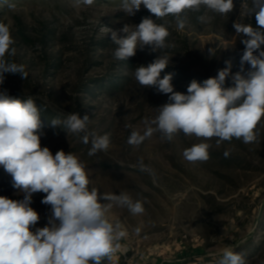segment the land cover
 <instances>
[{"label": "rangeland", "instance_id": "374dc122", "mask_svg": "<svg viewBox=\"0 0 264 264\" xmlns=\"http://www.w3.org/2000/svg\"><path fill=\"white\" fill-rule=\"evenodd\" d=\"M120 2L95 0L86 6L77 0H0V22L10 26L15 40L16 54L9 59L25 65L28 72L24 80L6 73L0 90L41 100L65 117L72 112L87 114L90 130L110 136L106 152L89 156L91 144H84L81 136L48 127L43 129L41 146L53 154L63 150L77 155L86 164L90 187L100 194L127 193L144 203L142 215L116 205L111 209L109 219L128 232L112 264H217L226 248L242 254L246 264H264V119L257 126V142L233 139L217 146L215 138L208 141L212 147L205 162L183 158V151L200 141L182 133L167 142L154 132L139 146L129 145L131 132L143 134L145 121L156 117V108L168 102V95L140 86L134 71L123 66L126 60L114 57L117 46L109 29L138 25L144 17L156 19L143 6L127 16L118 10ZM234 3L228 17L210 14L213 19L206 25L197 19L202 13H187L182 31L168 18L166 42L172 47L163 52L172 58L165 70L173 73L192 59L195 75L173 78L176 91L186 94L193 79L200 82L216 76L227 60L232 62L233 74L240 71L245 46L233 28L240 18V0ZM240 19L255 25L254 17ZM101 39L108 40L105 47L99 46ZM184 42L191 58L173 51L174 44ZM210 48L216 49L214 56ZM158 55L146 47L128 59H135L138 67ZM249 67L245 64V71ZM110 75L130 79L115 92L101 88L86 92L84 85L92 87L94 80ZM225 86H231L230 78ZM140 160L151 171H141ZM0 171V196L23 199L11 176L2 167ZM43 196L32 197L31 206L40 215L36 227L46 226L51 214L50 205L41 203Z\"/></svg>", "mask_w": 264, "mask_h": 264}, {"label": "clouds", "instance_id": "9594fccd", "mask_svg": "<svg viewBox=\"0 0 264 264\" xmlns=\"http://www.w3.org/2000/svg\"><path fill=\"white\" fill-rule=\"evenodd\" d=\"M94 3L77 0V4L86 6ZM142 6L156 19L144 17L138 25L109 29L111 41L117 46L114 57L128 60L146 47L159 52L146 66L136 67L133 77L143 88L168 95V102L156 108L154 119L145 121L143 134L132 131L127 143L139 146L154 132L167 142L181 133L194 136L200 142L186 148L182 156L196 163L209 159L212 145L208 141L213 138L217 146L233 139L245 144L257 142V126L264 119V0H240V18H255V26L240 18L233 23L235 34L242 37L245 46L240 71L233 74L232 62L227 60L216 76L202 83L193 79L186 94L174 89L172 73L161 78L172 58L163 52L172 47L166 42L170 35L168 18L182 31L188 23L187 13H202L197 19L206 25L213 19L210 14L228 17L236 6L234 0H121L118 10L134 16ZM14 44L10 26L0 22V85L6 73L19 74L23 80L28 77L25 65L9 59L16 54ZM215 53V48L209 49L210 55ZM245 64L250 66L247 71ZM229 78L231 86H225ZM49 123L52 127L62 125L66 133L90 143L89 156L106 152L110 146L108 134L90 130L87 114L81 117L72 112L63 120L54 118ZM43 128L41 109L31 97L22 100L0 90V167L11 176L13 188L23 194V199L17 200L0 196V264H112L128 232L120 222L109 219L111 209L116 205L132 215H142L144 203L134 201L127 193L100 194L90 187L86 164L77 155L63 150L53 154L41 146ZM139 167L151 171L143 160ZM36 193H43L41 203L51 207L44 227H36L40 215L31 206ZM217 264H246V260L226 248Z\"/></svg>", "mask_w": 264, "mask_h": 264}, {"label": "trees", "instance_id": "16d2710c", "mask_svg": "<svg viewBox=\"0 0 264 264\" xmlns=\"http://www.w3.org/2000/svg\"><path fill=\"white\" fill-rule=\"evenodd\" d=\"M168 38H167V40H169ZM107 41L108 40H106V39H101L98 42V44H99V46L105 47L104 43H106ZM185 49H186L185 42L184 43H178V44L176 43V44H174V50L173 51L177 54H180L183 52L186 55V57H189L190 55H187L185 53L186 52ZM189 58H191V57H189ZM149 63L144 62L142 65L146 66ZM192 63H193V60L190 59L188 65L182 66L179 70L174 71L172 73L173 78H175L177 76L186 77V78L194 77L195 75L191 73L192 65H193ZM123 66L125 67L126 71L128 70L129 72H133L135 70V68L137 67L136 60L135 59H128V60L124 61ZM168 73H170V72L167 70H164L161 73V75L163 76V75L168 74ZM129 79H130V77H128V76L121 77V76H111L110 75L107 77H103L101 79H96L90 84L92 87L84 85L85 86L84 88H86L85 89L86 92H91V93H94V91L98 88L107 89V91L109 90L110 92H115L116 90H119L122 86H125L126 81ZM205 79H207V78H205ZM205 79H201L200 83H202ZM10 96H12L14 98L22 99V100H26L29 98L26 96L22 97V95H10ZM32 99L34 100V102L36 103L38 108L41 109V119H42V122L44 125L43 129H46L48 127H52V126H50L49 122L54 118H58L60 120H63L64 118H66L65 116H62V115L56 113L48 104L44 103L43 101L35 99V98H32ZM60 127H58L59 130H63L62 129L63 126L61 125ZM1 172L2 171H0V173Z\"/></svg>", "mask_w": 264, "mask_h": 264}]
</instances>
